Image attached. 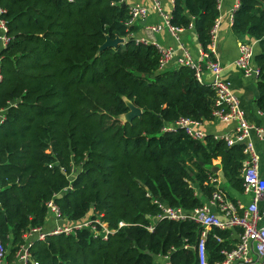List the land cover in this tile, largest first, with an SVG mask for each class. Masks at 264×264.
I'll return each mask as SVG.
<instances>
[{
	"label": "trees",
	"instance_id": "16d2710c",
	"mask_svg": "<svg viewBox=\"0 0 264 264\" xmlns=\"http://www.w3.org/2000/svg\"><path fill=\"white\" fill-rule=\"evenodd\" d=\"M124 3L0 0L10 37L1 53L0 239L12 255L25 231L45 227L54 201L69 222L92 216L116 232L107 241L90 229L50 236L34 248L38 264H199L194 247L204 228L158 220L156 201L187 212L202 206L216 191L218 160L223 179L244 190V146L164 131L181 118L212 121L215 92L194 68L161 70L157 46L137 42L135 26L126 25ZM239 4L233 32L259 43L257 104L264 112V0ZM219 16L216 0H174L171 24H194L207 50ZM108 36L126 42L99 52ZM127 101L142 117L124 120ZM231 234L206 231L209 264L234 248Z\"/></svg>",
	"mask_w": 264,
	"mask_h": 264
},
{
	"label": "built area",
	"instance_id": "2783aa9c",
	"mask_svg": "<svg viewBox=\"0 0 264 264\" xmlns=\"http://www.w3.org/2000/svg\"><path fill=\"white\" fill-rule=\"evenodd\" d=\"M125 2V0H123ZM126 3V2H125ZM219 12L223 9L224 0H216ZM237 3L235 11L239 8ZM151 11H157L164 19L163 24L150 26V30L159 32L167 27L175 39L180 42L179 35L184 28L176 27L171 24V16L164 13L160 0H152L150 6L144 4H132L129 6L130 18L127 26H134L136 22L146 19ZM5 11L0 7V43L4 48L10 42L9 27L2 15ZM219 17L211 31V42L207 50H201L200 59L195 61L192 56L184 50V56L178 60V65L194 68L198 80L204 84L202 74L207 69L213 74L212 81L208 84L215 92V109L213 120L215 122L231 123L236 127L222 135H215L217 140H224L228 146L242 145L245 159L242 168L243 188L246 194L252 196L248 206L241 202L233 201L227 193L219 187L218 178H211L213 184L217 186L216 191L211 198L210 204L217 207L213 211L210 204H203L192 212H187L182 208H175L156 201L162 213L157 218L169 219L174 221L190 220L201 225L205 231L202 232L201 240L195 248L199 264H209L206 251V231L215 226L222 230L240 229L238 243L231 250H224L225 259L218 264H264V218L260 210V202L264 201V178L259 171V153L252 139V131L255 130L259 138L264 137V127L253 126L246 118L245 111L240 105V100L233 92L230 82L223 78L224 66L222 65L217 53L218 29L220 26ZM189 28H194L190 24ZM137 42L146 43L137 40ZM160 51V69L164 70L175 58V49L171 47H157ZM255 50L253 44L241 42L239 45V56L235 65L241 69L246 77L256 76L259 78L260 70L255 65ZM2 57H0V84L4 81L2 70ZM5 121V120H4ZM201 122L191 118H181L175 124L167 126L164 131H176L183 129L190 137L195 140L204 141L207 134L201 129ZM49 213L53 214L57 225L51 229L43 226H32L23 234V241L12 255L8 247L0 239V264H38L34 260V248L38 242L46 241L50 236L71 235L77 232L90 229L96 238L108 240L109 236L116 232L112 230L108 223L101 218L92 216L71 223L63 215L59 206L50 201L47 204ZM125 223H120V227ZM150 231L154 230V225L148 227ZM220 240V239H219ZM189 248V246H186ZM169 264V263H167Z\"/></svg>",
	"mask_w": 264,
	"mask_h": 264
},
{
	"label": "crops",
	"instance_id": "0c3cea01",
	"mask_svg": "<svg viewBox=\"0 0 264 264\" xmlns=\"http://www.w3.org/2000/svg\"><path fill=\"white\" fill-rule=\"evenodd\" d=\"M162 3V8L165 14L172 16L174 10V0H160ZM128 6L132 4H144L150 6L152 0H125ZM239 0H224L223 9L220 12V26L218 29V39H217V53L218 57L224 66L223 78L230 82L233 92L237 95L240 100V105L245 111L247 120L256 127H264V112H262L257 104L259 98L258 90V80L256 76L246 77L241 69L235 65V61L239 56V45L241 42H249L253 44L255 54H258L259 43L257 41H252L249 38L241 39L233 32V18H234V9ZM164 19L161 14L157 11H151L146 19H142L135 23V32L134 37L136 40L144 41L148 44H153L155 46L161 47H171L175 49V58L168 65L166 69H176L178 65V60L184 56V50L192 56V58L197 61L200 59V53L202 47L198 41V35L194 28L185 29L180 33L178 42L172 33L167 27H164L163 30L159 32H154L150 30V26L163 24ZM4 49L2 43H0V57ZM255 62V61H254ZM256 65V64H255ZM257 66V65H256ZM202 78L204 84H209L213 79V74L204 69ZM5 120V110H0V126ZM236 127L234 122L231 123H222L215 121H206L201 124V129L207 135H222L226 132L232 131ZM252 139L255 143L256 149L259 153V171L261 176L264 178V137L261 139L256 134L255 130L252 131ZM220 160L216 161V167L219 168L218 180L219 187L222 188L229 198L236 202H241L244 206H248L251 202L252 196L243 192H239L236 189L232 188L222 177V169L220 166ZM215 167V168H216ZM226 184V187H223V184ZM198 188V187H197ZM215 188L217 186L215 185ZM199 189V188H198ZM202 196V194L200 195ZM211 199H205L204 204H210ZM213 211H217V207L210 204ZM260 210L264 218V201L260 202ZM57 225L55 217L53 214L49 213L46 228L51 229ZM232 232L231 239L234 242V247L238 243L239 235L241 230L230 229ZM237 264V263H233Z\"/></svg>",
	"mask_w": 264,
	"mask_h": 264
},
{
	"label": "water",
	"instance_id": "95a60500",
	"mask_svg": "<svg viewBox=\"0 0 264 264\" xmlns=\"http://www.w3.org/2000/svg\"><path fill=\"white\" fill-rule=\"evenodd\" d=\"M125 4V3H124ZM126 40L124 38L116 37L111 38L107 37L106 42L100 47L99 52H102L108 48H117L120 45L124 44ZM127 105L129 107V111L123 116L126 122H131L134 118L142 117L143 110L137 107L133 102L127 101ZM219 168H214V172H218Z\"/></svg>",
	"mask_w": 264,
	"mask_h": 264
},
{
	"label": "rangeland",
	"instance_id": "374dc122",
	"mask_svg": "<svg viewBox=\"0 0 264 264\" xmlns=\"http://www.w3.org/2000/svg\"><path fill=\"white\" fill-rule=\"evenodd\" d=\"M223 187H224V188L226 187V184H225V183L223 184Z\"/></svg>",
	"mask_w": 264,
	"mask_h": 264
}]
</instances>
